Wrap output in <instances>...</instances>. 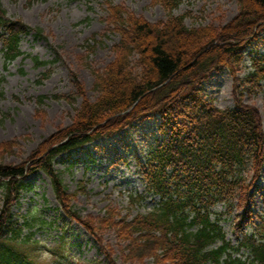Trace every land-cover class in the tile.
<instances>
[{"label":"trees","instance_id":"obj_1","mask_svg":"<svg viewBox=\"0 0 264 264\" xmlns=\"http://www.w3.org/2000/svg\"><path fill=\"white\" fill-rule=\"evenodd\" d=\"M103 1L106 31L119 39L112 45L116 57L103 74L96 75L98 98L82 101L71 125L49 135L20 164L0 163L5 200L0 213V264H32L20 248L31 240L23 235L24 227L31 223L24 216L19 224L9 208L11 199L24 188L26 174L43 170L66 209L68 193L53 168L54 157L153 113L160 114L164 137L150 150L143 174L146 191L160 197L159 206L130 219L117 217L113 210L96 221L81 219L76 212L73 218L99 245V230L113 231L125 244L122 264H142L149 258L152 264H243L229 256L221 259L230 245L224 241L218 219L210 218V208L219 201L244 208L245 214L236 216L237 230L255 217L256 233L264 236V213L252 215L248 209L249 191L264 161V130L258 109L242 102L244 93H264V49L251 53V70L243 78H235L239 96L234 110L219 109L211 99L203 98L200 85L220 66L235 77L246 45L263 39L258 35L264 29V0H237V13L218 26H187L184 16L171 13L181 0H156L169 16L154 24L132 16L114 0ZM4 16L0 0V41L10 60L19 54L18 42L28 27ZM93 40H97L95 36ZM143 197L137 195L135 200ZM218 240L223 244L210 248ZM240 244L264 264L263 242L245 236ZM110 252L106 253L108 264H117Z\"/></svg>","mask_w":264,"mask_h":264},{"label":"rangeland","instance_id":"obj_2","mask_svg":"<svg viewBox=\"0 0 264 264\" xmlns=\"http://www.w3.org/2000/svg\"><path fill=\"white\" fill-rule=\"evenodd\" d=\"M114 3L132 16L153 24L168 17L167 10L154 0H114ZM2 7L7 18L20 19L32 29L31 34L21 39L23 55L8 63L6 68L0 50V78L3 79L0 163L16 165L26 160L49 135L69 127L82 101L94 102L98 98L96 75L103 74L116 57L112 45L119 36L107 31L104 34L107 29L103 19L106 5L102 0H35L30 4L26 0H2ZM237 10V0H181L172 14L185 16L184 23L188 26H218L228 22ZM35 29H40L44 37L34 38ZM261 34L264 35L263 30ZM260 44L246 47L245 60L237 74L240 78L250 69L249 53L261 51ZM33 57L51 62L38 65ZM47 69L50 73L43 77L42 73ZM210 74L203 82V94L220 108H233L235 77L225 68ZM41 97L42 102L39 101ZM242 102L258 108L264 123L263 93H245ZM156 125L154 119H145L119 135L98 139L70 155L57 157L55 168L68 193L65 207L92 221L102 217L107 209L116 212L117 217H131L150 210L155 204L154 198L129 204L128 197L129 193L142 187L137 161H144L159 136ZM258 181L261 191L253 203L260 211L264 206V197H259L260 194L264 196V177ZM24 182L26 187L11 210L20 223L23 216H27L31 224L32 218L44 221L45 225L37 223L32 224L31 230L24 229V234L33 232L38 244L32 247V256L40 264L107 263L91 235L58 208L45 174L33 173ZM2 199L0 189V208ZM223 210L221 206L215 208L217 213ZM221 226L235 245L232 217L224 216ZM99 231L103 244L111 248L113 258L122 264L121 250L125 244L114 236L113 231ZM239 255L243 259L246 257L243 252ZM142 264H152V261L145 260Z\"/></svg>","mask_w":264,"mask_h":264},{"label":"water","instance_id":"obj_3","mask_svg":"<svg viewBox=\"0 0 264 264\" xmlns=\"http://www.w3.org/2000/svg\"><path fill=\"white\" fill-rule=\"evenodd\" d=\"M134 105V104H133Z\"/></svg>","mask_w":264,"mask_h":264}]
</instances>
